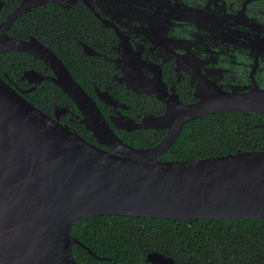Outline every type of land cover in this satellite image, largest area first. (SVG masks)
Wrapping results in <instances>:
<instances>
[{"label": "water", "instance_id": "95a60500", "mask_svg": "<svg viewBox=\"0 0 264 264\" xmlns=\"http://www.w3.org/2000/svg\"><path fill=\"white\" fill-rule=\"evenodd\" d=\"M25 47L53 70L51 79L76 103L80 122L110 150L60 122V111L67 108L50 116L0 76V264H77L73 245L83 243L72 227L83 217L127 215L189 223L264 218V150L160 158L192 119L222 110L264 111V89L240 93L203 85L200 99L185 104L168 93L161 75L147 85L141 73L146 64H138L130 51L120 62L127 87L158 97L167 110L141 121L124 115L109 121L52 50L37 41L0 37V52ZM30 73L36 77L34 89L45 77ZM106 101L125 107L111 95ZM116 129H162L166 134L153 146L138 147ZM147 260L176 264L159 250L148 252Z\"/></svg>", "mask_w": 264, "mask_h": 264}, {"label": "flooded vegetation", "instance_id": "af4514ba", "mask_svg": "<svg viewBox=\"0 0 264 264\" xmlns=\"http://www.w3.org/2000/svg\"><path fill=\"white\" fill-rule=\"evenodd\" d=\"M3 36L37 41L57 54L109 121L121 115L141 121L167 110L158 97L127 87L120 62L130 51L138 64H146L141 73L147 85L161 75L168 93L185 104L200 99L203 85L240 93L264 89V0H0ZM25 49L0 52V76L50 116L67 108L59 121L77 132L76 123L83 124L76 103L51 79L55 74L47 63ZM30 71L45 77L34 89ZM47 81L65 95L52 86L44 89ZM35 94L53 97L50 113L28 98ZM109 95L125 107L106 101Z\"/></svg>", "mask_w": 264, "mask_h": 264}, {"label": "trees", "instance_id": "16d2710c", "mask_svg": "<svg viewBox=\"0 0 264 264\" xmlns=\"http://www.w3.org/2000/svg\"><path fill=\"white\" fill-rule=\"evenodd\" d=\"M12 67H6L8 73ZM49 86L65 95L51 82L43 84L44 89ZM84 87L92 89V86ZM38 91L43 92L41 88ZM28 98L48 113L53 110V97L48 100L43 94H35ZM76 126L80 135L96 141L84 125L76 123ZM117 132L124 141L138 147L153 146L166 134L155 129ZM238 149L264 150L261 112L217 111L192 119L160 158L195 159ZM72 232L83 243L73 245L77 264H151L147 254L153 250L172 256L176 264H264V218H204L189 223L103 214L78 219Z\"/></svg>", "mask_w": 264, "mask_h": 264}, {"label": "bare ground", "instance_id": "6f19581e", "mask_svg": "<svg viewBox=\"0 0 264 264\" xmlns=\"http://www.w3.org/2000/svg\"><path fill=\"white\" fill-rule=\"evenodd\" d=\"M73 76V75H72ZM74 79H75V77H74ZM76 80V79H75ZM77 81V80H76ZM78 82V81H77ZM79 83V82H78ZM57 84V83H56ZM80 84V83H79ZM81 85V84H80ZM82 86V85H81ZM88 93V92H87ZM89 94V93H88ZM90 95V94H89ZM32 103V102H31ZM35 105V104H34ZM36 106V105H35ZM37 107V106H36ZM40 109V108H39ZM41 110V109H40ZM43 111V110H42ZM253 111H258V110H253ZM44 112V111H43ZM46 113V112H45ZM47 114V113H46ZM205 115V114H204ZM199 117H201V116H199Z\"/></svg>", "mask_w": 264, "mask_h": 264}]
</instances>
